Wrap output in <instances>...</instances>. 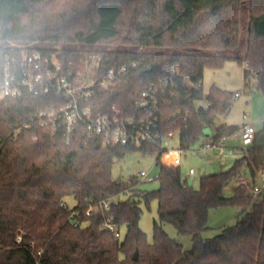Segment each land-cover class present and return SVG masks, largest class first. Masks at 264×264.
<instances>
[{
  "label": "trees",
  "instance_id": "obj_1",
  "mask_svg": "<svg viewBox=\"0 0 264 264\" xmlns=\"http://www.w3.org/2000/svg\"><path fill=\"white\" fill-rule=\"evenodd\" d=\"M56 1L0 0V56L21 50L12 43L42 41L47 45L35 48L58 52L65 67L73 62L77 69L90 51L102 56L99 76L126 64L117 83L108 90L96 88L90 102L102 111L116 105L138 120L157 117L161 135L179 131L183 151L201 145L207 127L215 138L240 128L218 122L236 93L215 85L206 93L207 67H220L230 57L245 60L247 80L256 76L264 87V0H251L246 58L224 54L238 44L242 0H74L63 6ZM123 29L133 35L129 45L111 47L108 43ZM147 81L156 85L158 105L153 112L136 111L137 93ZM57 95L28 93L0 103V264H264V193L255 198L239 183L246 174L256 180L264 169V126L250 145L239 147L231 168L203 176L195 188L182 179L180 165L164 164L158 143H105L101 136H88L81 124L67 142L61 130L39 120L24 126L34 104L63 103ZM204 98L208 106L198 107ZM130 150L157 153L158 188L140 187L137 177L116 179L114 161ZM235 180L238 185L228 196ZM69 196L77 202L71 208ZM111 197L118 202L110 209L100 205L87 214L91 204ZM154 198L158 218L149 241L140 221L142 204ZM230 203L251 211L204 237L211 208ZM110 220L127 228L124 237L111 232ZM166 222L192 236L191 249L169 235Z\"/></svg>",
  "mask_w": 264,
  "mask_h": 264
},
{
  "label": "built area",
  "instance_id": "obj_2",
  "mask_svg": "<svg viewBox=\"0 0 264 264\" xmlns=\"http://www.w3.org/2000/svg\"><path fill=\"white\" fill-rule=\"evenodd\" d=\"M13 46L21 49L13 55L0 56V103L7 98L22 97L28 93L35 96L49 95L52 93L63 100L47 107H37L24 123L27 127L32 121L39 120L42 126H50L53 130H61L67 142L71 141L78 125H83L88 136L97 135L111 144H141L143 142L158 143L163 148L161 159L165 157L164 164L179 166L182 163V149H168L167 139L173 135H161L157 117L136 119L134 115L123 108L112 105L108 111L98 109V104L90 102V96L95 94L96 88L108 90L117 83L120 76L127 70L123 64L119 68L111 66L99 76L102 56L96 52L85 53L80 59V65L70 63L65 67L58 52L48 54L35 48V42L18 44ZM144 88L137 93L138 100L134 105L136 111L150 109L154 111L158 105L156 85L153 81L144 83ZM238 95V93H236ZM256 127L252 122L245 123L239 130L241 144L250 145L256 133ZM18 129L14 130L16 134ZM231 135L212 137L204 140L199 146L200 151L218 149L235 152V147L229 146L227 141ZM195 173L194 168L189 169V175ZM2 168L0 165V177ZM140 175L146 177L148 173L141 171ZM260 181V182H258ZM187 183V181H186ZM239 183L251 189L253 197L257 198L264 193V169L258 171L256 180L251 175L243 176ZM117 203L116 197L91 204L87 214H91L100 205L110 209L112 202ZM74 211L71 214L73 216ZM77 225L76 222H74ZM107 226L117 237H122L120 227L110 220Z\"/></svg>",
  "mask_w": 264,
  "mask_h": 264
},
{
  "label": "rangeland",
  "instance_id": "obj_3",
  "mask_svg": "<svg viewBox=\"0 0 264 264\" xmlns=\"http://www.w3.org/2000/svg\"><path fill=\"white\" fill-rule=\"evenodd\" d=\"M74 0H57L59 5L62 3H71ZM89 2L91 0H83ZM52 5V4H51ZM50 4L48 9L50 10ZM62 9V7H60ZM257 9H254L256 11ZM59 11V9H58ZM242 27L238 44L235 47L224 50V54H239L246 58L247 50L249 46L248 38V22L251 13V0H242ZM133 37L127 29H123L121 36L109 42L111 47L129 45L128 42ZM64 43L59 42L58 45L62 46ZM76 45H81L75 42ZM47 42H35V46H46ZM247 61H239L237 58H227L223 65L217 68L207 67L205 70V76L203 79L204 91L207 93L210 91L213 85L223 89H227L235 94L232 107L226 113H222L218 117L219 123H228L242 127L245 123L252 122L257 129L264 126V87L258 84L256 76H250L246 78ZM247 82H249V85ZM208 99H202L196 102L198 107H207ZM214 131L207 127L204 130L203 140L212 138ZM240 136L235 135L232 138V145L239 144L241 146ZM168 149L179 148V131H175L171 137L167 139ZM200 144H197L194 148L182 151V163L180 165L181 176L184 181H187L190 186L200 188L201 178L203 176L213 174L214 172H220L231 168L235 160L240 157L239 148L235 153H229L227 149H224L219 154H215V150L200 151ZM157 153L143 152L140 150H130L126 155L118 158L113 164V174L116 179L130 180L132 177H137L140 181V187L144 189H156L159 187V180L155 177L159 173V165L156 164ZM165 157L162 158V161ZM196 170L195 174L189 175L188 170L190 168ZM146 171L148 175L143 177L140 175L141 171ZM247 175V174H246ZM260 182V181H258ZM238 185V180L232 181L226 189V194L231 196L234 194L235 188ZM68 206L74 207L77 202L73 196H69L66 199ZM143 216L140 221L141 228L146 232L148 240L154 239V220L158 218V200L152 199L148 205L142 204ZM251 211V207L246 210H242L230 204L219 205L211 208L208 216V227L204 230V237H212L219 234L224 227L235 224L242 216ZM165 230L175 240L179 241L184 249L189 250L193 246V238L190 234L180 233L173 223H164ZM122 237L126 233V227L121 228Z\"/></svg>",
  "mask_w": 264,
  "mask_h": 264
},
{
  "label": "crops",
  "instance_id": "obj_4",
  "mask_svg": "<svg viewBox=\"0 0 264 264\" xmlns=\"http://www.w3.org/2000/svg\"><path fill=\"white\" fill-rule=\"evenodd\" d=\"M242 127H243V126H242ZM242 127H240L239 130H240ZM256 129H257V128H256ZM239 130H238L235 134H232L231 137L229 138V140L227 141V144H228L229 146H232V148L235 147V152H236V149H237V148L243 146L242 144H241V146H240L238 143L232 145V142H231V141H232V138H233L235 135L240 136L239 133H238ZM239 138H240V140H241V137H239ZM212 150H215V149H212ZM220 152H221V151H219L218 149H216V150L214 151L215 154H217V153L219 154ZM235 152H234V153H235ZM191 168H192V167H191ZM195 173H196V170H195ZM195 173H194V174H195ZM188 174H189V170H188Z\"/></svg>",
  "mask_w": 264,
  "mask_h": 264
},
{
  "label": "water",
  "instance_id": "obj_5",
  "mask_svg": "<svg viewBox=\"0 0 264 264\" xmlns=\"http://www.w3.org/2000/svg\"><path fill=\"white\" fill-rule=\"evenodd\" d=\"M120 179V178H119ZM118 179V180H119ZM134 257L137 258L138 257V252L136 251L135 254H134Z\"/></svg>",
  "mask_w": 264,
  "mask_h": 264
}]
</instances>
